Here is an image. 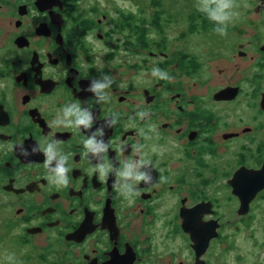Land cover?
<instances>
[{"label": "flooded vegetation", "instance_id": "af4514ba", "mask_svg": "<svg viewBox=\"0 0 264 264\" xmlns=\"http://www.w3.org/2000/svg\"><path fill=\"white\" fill-rule=\"evenodd\" d=\"M128 1L0 0V242L16 261L248 264L264 224V0H232L223 35L185 0ZM100 72L114 83L93 130L119 113L104 162L151 161L131 203L81 155L87 133L52 122L66 102L87 107ZM50 139L69 155L67 186L42 153L21 154Z\"/></svg>", "mask_w": 264, "mask_h": 264}, {"label": "clouds", "instance_id": "9594fccd", "mask_svg": "<svg viewBox=\"0 0 264 264\" xmlns=\"http://www.w3.org/2000/svg\"><path fill=\"white\" fill-rule=\"evenodd\" d=\"M198 11L213 22V31L223 35L227 30V25L231 20L239 15L234 10L232 0H200L195 5ZM153 77L168 79V73L159 66H153L150 69ZM114 83V77L110 72H100V74L89 80V83L83 91L90 92L92 95L85 98L84 104L72 101L66 102L58 110L53 118V124L57 126L71 127L77 130H84L87 134L82 137L81 155L89 159L95 157L96 164L94 170L100 178H104L111 171L114 176L113 186L123 199L129 203L139 193L138 182L148 183L150 175L144 169L151 163L148 158L129 157L120 162L115 168L104 162L103 154L110 146L104 139L105 129L111 128L118 122L119 113L112 112L109 118L104 120L100 127L93 130V107L92 105L109 104L111 101V87ZM135 117L144 119L147 111L138 109L134 113ZM132 117H129L131 120ZM90 132V134H88ZM142 147V146H141ZM156 148L153 146V151ZM36 153H42L44 156V168L51 184L60 187L69 184V155L64 152L54 139L37 143L32 147L31 152L27 149L22 151L23 156H31ZM5 259L14 264V254L9 253Z\"/></svg>", "mask_w": 264, "mask_h": 264}, {"label": "rangeland", "instance_id": "374dc122", "mask_svg": "<svg viewBox=\"0 0 264 264\" xmlns=\"http://www.w3.org/2000/svg\"><path fill=\"white\" fill-rule=\"evenodd\" d=\"M112 1V0H109ZM120 3L125 4L128 3V0H118ZM237 2H241L243 0H236ZM132 3H135V1H131ZM200 0H185V13H195V5L199 3ZM139 3H141V7L135 6L133 7L136 11H139L140 9L142 11L149 10L151 12V7L149 6L150 0H140ZM92 6L91 0H81L80 7L81 8H89ZM148 8V9H147ZM194 8L192 11L191 9ZM198 11V10H197ZM213 27L210 26V30ZM150 29V28H148ZM186 29V26H185ZM204 35H207L206 33H203ZM213 72L214 77L217 78V83L220 82L221 78L218 77L217 70L212 69L211 73ZM262 214V213H261ZM255 218L258 219L259 212L255 213ZM262 217V216H261ZM260 222V220H259ZM259 222H255L259 223ZM251 235H247L246 237L253 238L252 241H249L248 243V249L252 250V257L248 258L247 263L248 264H264V224H256L254 228H252ZM14 242V240H10L9 244ZM14 254V264H50L47 260L36 262L34 259L27 261L25 258L22 260H19L17 258V261L15 260V251L9 246L6 247L4 242H0V264H12V262H9L5 259V257L9 254Z\"/></svg>", "mask_w": 264, "mask_h": 264}, {"label": "water", "instance_id": "95a60500", "mask_svg": "<svg viewBox=\"0 0 264 264\" xmlns=\"http://www.w3.org/2000/svg\"><path fill=\"white\" fill-rule=\"evenodd\" d=\"M242 200H243V205H242V208H241V211L240 212H242V209H243V207H247L248 206V203H249V201L251 200V198L250 197H247V198H242ZM246 202V204H244ZM242 213H247V211L246 212H242Z\"/></svg>", "mask_w": 264, "mask_h": 264}]
</instances>
